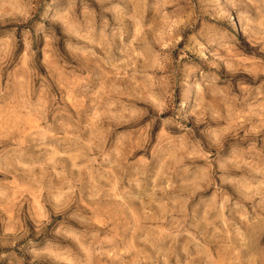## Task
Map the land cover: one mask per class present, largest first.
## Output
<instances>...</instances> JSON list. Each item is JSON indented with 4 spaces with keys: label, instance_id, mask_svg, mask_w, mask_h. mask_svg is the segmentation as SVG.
I'll return each instance as SVG.
<instances>
[{
    "label": "clouds",
    "instance_id": "clouds-1",
    "mask_svg": "<svg viewBox=\"0 0 264 264\" xmlns=\"http://www.w3.org/2000/svg\"><path fill=\"white\" fill-rule=\"evenodd\" d=\"M0 264H264V0H0Z\"/></svg>",
    "mask_w": 264,
    "mask_h": 264
}]
</instances>
